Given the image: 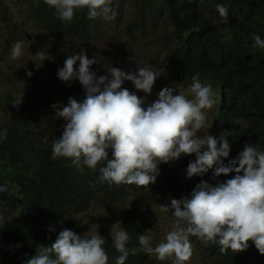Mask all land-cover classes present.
Returning <instances> with one entry per match:
<instances>
[{"label": "clouds", "instance_id": "1", "mask_svg": "<svg viewBox=\"0 0 264 264\" xmlns=\"http://www.w3.org/2000/svg\"><path fill=\"white\" fill-rule=\"evenodd\" d=\"M54 9L62 22H71L76 10L87 9V18L114 20L113 0H44ZM222 22L229 19L228 7L217 4ZM238 19H243V16ZM254 47L264 49V40L254 36ZM23 43L17 41L11 49V58L22 55ZM35 56L42 66L50 59L44 49ZM79 61L78 68L74 67ZM97 64L86 51L68 56L57 78L64 82L78 80L84 89V98L78 101L69 96L67 104L58 107L54 118H62L61 135L52 143V159L70 158L76 167H99V183L112 186L136 185L148 188L160 174V163L175 162L182 156L194 155L186 168V178L203 177L212 170L209 183L201 179L188 195L171 198L163 205L171 210L173 224L165 238L153 246L150 236L139 235V249L127 247L130 236L117 229L110 233L114 248L120 253L115 264H125L129 257L142 251L158 261L186 264L193 254L190 237H196L204 246H219L221 254L227 251H245L251 242L264 255V151L250 142L225 163L230 146L222 136L218 142L213 135L204 134L205 110L216 103L212 85L202 84L197 75L191 77L186 92H177L165 86L152 102H147L155 81L161 74L148 65H137L125 72L111 67L106 75H97L90 66ZM32 75L31 71L26 73ZM109 76L111 79H109ZM131 81L134 88L144 93L138 96L122 85ZM21 99L13 104L17 106ZM210 127V126H209ZM208 127V128H209ZM7 139V130L0 131V140ZM234 174L223 181L217 177ZM0 185V193L7 192ZM54 231V228H49ZM100 235L87 237L71 229L59 231L54 242L41 245L26 264H108V255ZM19 245H17L18 247Z\"/></svg>", "mask_w": 264, "mask_h": 264}, {"label": "trees", "instance_id": "2", "mask_svg": "<svg viewBox=\"0 0 264 264\" xmlns=\"http://www.w3.org/2000/svg\"><path fill=\"white\" fill-rule=\"evenodd\" d=\"M28 1L37 26L63 35L70 52L81 49L82 43L93 38L103 20L88 19L85 8L76 10L70 23L62 22L44 0ZM123 2L115 0L112 4L118 19ZM217 4L228 7L227 23L221 21ZM133 6L135 17L127 25L129 32L147 22L151 25L167 19L171 29L165 48L177 74L185 84H191V77L197 75L202 84L211 82L217 86L214 119L222 126L230 146L229 157L221 159L226 163L235 157L246 142L264 151V49L254 47L253 39L258 35L264 40V0H133ZM241 16L243 19H238ZM68 95L80 97L79 92ZM11 99L10 94L5 95L7 105ZM4 129L7 139L0 140V185L6 184L8 190L0 193V237L18 250L10 264H26L41 245L54 242L64 228L83 236L81 226L71 216L93 206L104 207L109 220L127 231L130 250L139 249L138 236L144 233L132 209L123 205L128 195L145 189L168 205L171 198L188 195L201 179L215 183L211 169L203 177L186 178L187 165L195 159L191 155L182 156L177 162L160 163V174L148 188L134 184L110 188L107 183H99V167L104 162L92 170L76 167L70 158H51L52 143L61 135L62 128L45 138L46 131L38 130L35 122L15 114L10 121L0 124V131ZM232 175L217 179L223 181ZM167 213L174 219L171 210ZM87 216L97 222V216ZM50 227L54 231H49ZM97 229L105 240L108 264H115L120 253L114 248L108 227L99 225ZM192 238L203 249L208 264H264V255L251 242L245 251L221 254L218 245L204 246L196 237ZM125 264L151 263L142 251L136 255L130 251Z\"/></svg>", "mask_w": 264, "mask_h": 264}, {"label": "rangeland", "instance_id": "3", "mask_svg": "<svg viewBox=\"0 0 264 264\" xmlns=\"http://www.w3.org/2000/svg\"><path fill=\"white\" fill-rule=\"evenodd\" d=\"M134 17L133 0H124L119 10V19L116 15L114 20H102L93 38L82 43L81 49L70 52L64 44L63 35L52 34L37 26L28 0H0V124L10 121L15 114H21L35 122L38 130L46 131L45 138L61 131L64 121L62 118H54L56 109L51 105L64 106L70 96L68 94L76 95L77 92L80 97L73 98L82 101L84 89L78 80L64 82L57 78L56 73L58 68L63 67L68 56L84 50L88 58H95L97 64L90 68L97 75L108 74L111 67L125 72L134 71L137 65H148L158 71L161 76L155 81L152 93L147 97L148 103L155 100L157 93L165 86L173 87L177 92H186L190 84H185L177 74L176 66L169 60L168 50L165 48L171 29L167 19L151 25L147 22L144 27L129 32L127 25ZM17 41L23 43L22 55L12 59L11 49ZM41 49L47 52L50 59L44 60L42 66L37 68L35 63L40 61L35 54ZM78 65L79 61L74 67L78 68ZM28 71L32 72L31 76L26 74ZM208 83L212 85L216 103L210 110H205L206 124L201 134L208 132L221 138L226 136L225 132L214 119L219 93L215 84H203ZM122 87L138 96H144L143 92L134 88L131 81H125ZM6 94L12 97L8 105L5 102ZM20 99L21 102L14 107L13 104ZM123 205L132 209L144 235L151 237L153 246L161 242L172 228L173 219L163 210L162 202L145 189L128 195ZM87 215L97 216V222L90 221ZM108 217L106 209L98 206L71 216L81 226L82 235L90 236L99 235V225H106L109 234L118 229L117 224ZM7 218L8 216H4V219ZM2 222L3 220L0 221ZM190 241L193 254L186 264H208L198 242L192 237ZM17 251L13 243L0 237V264H10V259ZM146 256L151 264H171L170 261H158L155 256Z\"/></svg>", "mask_w": 264, "mask_h": 264}]
</instances>
